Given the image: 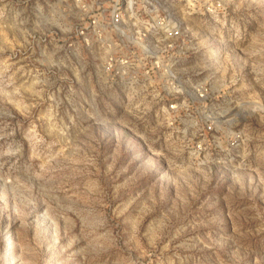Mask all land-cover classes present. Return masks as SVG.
<instances>
[{
    "label": "rangeland",
    "instance_id": "374dc122",
    "mask_svg": "<svg viewBox=\"0 0 264 264\" xmlns=\"http://www.w3.org/2000/svg\"><path fill=\"white\" fill-rule=\"evenodd\" d=\"M202 2L170 97L112 82L70 0H0V264H264V0Z\"/></svg>",
    "mask_w": 264,
    "mask_h": 264
},
{
    "label": "built area",
    "instance_id": "2783aa9c",
    "mask_svg": "<svg viewBox=\"0 0 264 264\" xmlns=\"http://www.w3.org/2000/svg\"><path fill=\"white\" fill-rule=\"evenodd\" d=\"M70 1L77 13L75 37L84 46L104 50L102 68L112 82L151 96L181 93V76L173 71L177 59L187 54L180 15L201 9L202 0ZM194 91L201 99L208 95L204 85ZM232 137L235 141L238 136Z\"/></svg>",
    "mask_w": 264,
    "mask_h": 264
}]
</instances>
